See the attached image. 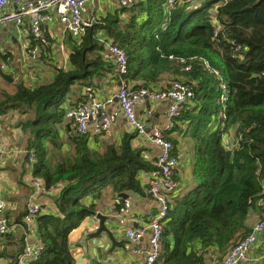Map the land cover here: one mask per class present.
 Here are the masks:
<instances>
[{
    "label": "trees",
    "instance_id": "obj_1",
    "mask_svg": "<svg viewBox=\"0 0 264 264\" xmlns=\"http://www.w3.org/2000/svg\"><path fill=\"white\" fill-rule=\"evenodd\" d=\"M166 1L136 0L82 26L71 32L76 39L70 40L69 69L55 68L36 87L17 82L13 91H0V115L33 112L18 121L27 136L23 163L28 165L33 150L32 178L58 189L54 206L49 211L39 206L34 219L41 253L30 264H72L64 259L70 254L68 234L95 214L102 192H141L139 173L155 169L156 161L145 160L131 143L136 131L125 133L118 148L98 152L89 144L90 134L74 128L72 155L56 154L62 145L56 126L69 109L64 101L71 98V86L92 91L109 73L134 90L181 81L194 93L164 130L174 147L170 133L181 126L189 133L194 185L169 203L160 264H204L209 248L228 251L249 233L247 215L264 201V0H176L172 6ZM104 35L125 50L127 75L120 77L107 59L98 40ZM28 42L30 51L44 44L30 31ZM225 136L231 138L229 148ZM25 212L14 222L27 229ZM16 237L17 250L7 264H18L25 246L24 235ZM169 238L172 248L165 243Z\"/></svg>",
    "mask_w": 264,
    "mask_h": 264
},
{
    "label": "crops",
    "instance_id": "obj_2",
    "mask_svg": "<svg viewBox=\"0 0 264 264\" xmlns=\"http://www.w3.org/2000/svg\"><path fill=\"white\" fill-rule=\"evenodd\" d=\"M121 7L122 5L119 0H87L82 10V16L85 20L90 21L92 25L100 17L105 16L107 13L112 14L116 9L119 10ZM42 29L44 44L30 51L28 50L29 25L27 21L20 26L13 23H4L2 25L0 33V67L4 73L9 74L13 78V81L10 83L14 84V86L17 82H23L29 87H36L47 83L51 79L55 68L69 69L70 40L76 39L75 34L71 33L74 31L66 29L62 23L55 19L45 22ZM103 39H105V35L98 40L103 43ZM7 53L9 54L6 56ZM107 59L111 60L108 57ZM1 80L8 82L2 78ZM3 82H0V91L4 89ZM120 82V78L115 73H109L95 81L98 88L90 91L95 97L110 100L108 102V112L111 118V125L109 131L106 133L98 132L94 129L88 131L90 134L89 144L92 150L94 148L98 152H103L107 146L118 148L123 135L134 131L128 126L118 102L114 101ZM154 88L157 89V86ZM71 89L70 100L64 101L65 103L63 102L66 110L77 103H81L79 102L81 96L85 94L87 100L88 93H90L89 91L85 93V89L81 90L76 85H72ZM170 104L171 101L168 99L156 101L152 104L136 105L134 108L136 118L143 124L144 133L142 135L137 134L131 143L134 147L141 150L144 159L150 163H154L157 160L159 149L149 140V135L152 130L164 127L165 116ZM148 110L150 113H147ZM33 116V112L22 114L19 111H9L0 119V149L10 152L6 156L7 158L12 155L5 164H0V198L5 201L4 214L9 222L12 221L10 223L12 224V228L8 233L0 236V264H7L11 261V253H14L18 246L16 236L22 234L24 235L25 244L29 243L38 246L39 240L34 232L36 223L33 221L30 225L27 224L26 229L24 224H16L14 222L20 213L26 209L30 202H35L49 211L54 206V198L57 197L58 189L55 188L51 190V193L46 195L35 193L30 183L33 162L35 161L34 156V160L30 161L28 159V165L23 163L26 153L25 138L27 136L22 132V127L18 121L32 118ZM56 127L62 144L60 151L56 152V154L58 155L63 151L64 154L69 152L72 155L74 149L69 141V136L74 134V127L71 124V120L65 116ZM180 128L169 135L175 137L177 141L174 148L179 160L178 167L175 170V178L179 184L177 189L170 193V201L194 185L191 174L193 156L191 139L189 133L184 131L185 127L181 126ZM23 141L24 143H21ZM47 147L51 154V145L48 144ZM16 149L21 150L23 154L15 153L14 150ZM30 153L34 155L33 150L29 151ZM24 168H26V172H23ZM139 179L142 185L141 192L125 190L121 192L127 196L120 197V192L106 189L96 201L95 213L99 212L106 216V225L114 232L116 246L113 252L110 254L106 252V255L102 254L100 248L96 244H93L92 241L94 239H88V233L95 231L97 226V220L94 218V215H91L86 217L79 226L72 229L68 234L69 262L72 264H117L122 261L143 262L145 253H138L136 249L147 247V235L138 242H132L126 235V231L131 228L146 227L149 221L148 218L151 213L157 210L158 203L147 192L150 179L149 172L141 171ZM125 199L129 201V206L124 212H120V202ZM260 217L259 208L254 207L250 209L244 223L246 231L249 232ZM166 242L172 248V239L169 238ZM226 251L212 246L206 251L204 264L219 263ZM240 264H264V233L258 238L247 260Z\"/></svg>",
    "mask_w": 264,
    "mask_h": 264
},
{
    "label": "built area",
    "instance_id": "obj_3",
    "mask_svg": "<svg viewBox=\"0 0 264 264\" xmlns=\"http://www.w3.org/2000/svg\"><path fill=\"white\" fill-rule=\"evenodd\" d=\"M87 0H0V33L4 23H13L20 26L25 21L28 22L29 31L36 38H43V24L50 20H57L66 29L77 33L82 26H90L91 22L82 16V10ZM176 0H167L166 4L172 6ZM180 1V0H177ZM123 7H129L136 0H119ZM103 47L106 57L110 58L115 65L116 73L122 77L128 73L127 55L123 48L113 44L110 39H103ZM185 69H188L186 67ZM90 92V91H89ZM117 102L123 113L128 126L142 135L144 133L143 124L134 113L136 105L152 104L156 101L170 100L171 104L165 116V125L161 129L152 130L149 140L159 149V154L155 163V169L149 172L150 179L147 192L153 200L158 203V208L149 216V221L144 228H131L126 231V235L132 242H138L147 235V247L136 249L138 253H145V258L141 263L129 261L118 262L117 264H160L162 252L161 235L164 222L167 220L169 210V195L178 187L175 178V170L179 160L174 154L172 142L165 137L164 132L170 130L174 119L179 116L183 104L193 98L194 93L188 84L181 81H172L168 87L152 90L147 88L131 89L122 80L117 91ZM95 97L91 92L83 103H78L66 111V118L72 121L75 131L79 134L89 133L90 129L106 133L111 125V118L108 112V102ZM147 113H150L148 110ZM3 115H0L2 119ZM165 130V131H164ZM231 138L225 136L223 143L225 147H230ZM10 152L0 149V164H4L6 156ZM33 154H29L32 161ZM31 187L37 194L46 195L51 193L50 188L39 179H30ZM129 206L127 199L120 202L119 211L124 212ZM5 201L0 198V236L8 233L12 224L4 215ZM261 217L252 226L247 235L235 243L221 258L217 264H240L247 260L249 253L254 249L258 238L264 233V201L259 202ZM39 205L30 202L26 207L23 216L25 224L33 223L39 214ZM41 250L38 246L25 244L18 264H30V261L38 257Z\"/></svg>",
    "mask_w": 264,
    "mask_h": 264
},
{
    "label": "water",
    "instance_id": "obj_4",
    "mask_svg": "<svg viewBox=\"0 0 264 264\" xmlns=\"http://www.w3.org/2000/svg\"><path fill=\"white\" fill-rule=\"evenodd\" d=\"M261 1V0H260ZM0 77L6 81L12 82L13 78L4 73V71L0 67ZM121 84V83H119ZM114 101H117V96L114 97ZM120 197H126L127 195L123 192L119 193ZM94 218L97 220V226L95 231L88 233V239H94L92 242L96 244L97 247L100 248V252L106 255V252L109 254L113 252L114 247L116 246V240L114 236L113 230L109 226L106 225L107 217L102 215L101 213H95ZM110 243V244H109ZM119 244V243H118ZM102 245V246H100ZM120 245V244H119ZM166 245V244H165ZM64 259L70 261V257L68 255L64 256Z\"/></svg>",
    "mask_w": 264,
    "mask_h": 264
},
{
    "label": "rangeland",
    "instance_id": "obj_5",
    "mask_svg": "<svg viewBox=\"0 0 264 264\" xmlns=\"http://www.w3.org/2000/svg\"><path fill=\"white\" fill-rule=\"evenodd\" d=\"M0 82L2 83L3 82V80H1V77H0ZM9 82V81H8ZM8 82H3L4 84H2L3 85V88H5L6 90H8V91H13L14 90V84H12V83H10L9 82V84H7ZM21 135V134H20ZM20 135H18V136H20ZM16 139H18L17 137H16ZM26 139V138H25ZM16 141V140H15ZM21 143H24V141L23 142H21ZM14 152L15 153H22V151L21 150H14ZM23 154V153H22ZM12 155H10L9 157H11ZM9 157L7 158L6 157V160H5V162H4V164L6 163V161L9 159Z\"/></svg>",
    "mask_w": 264,
    "mask_h": 264
},
{
    "label": "clouds",
    "instance_id": "obj_6",
    "mask_svg": "<svg viewBox=\"0 0 264 264\" xmlns=\"http://www.w3.org/2000/svg\"><path fill=\"white\" fill-rule=\"evenodd\" d=\"M105 39H106V36H105ZM108 39H110V38H108ZM111 40V39H110ZM120 81H122V79H120ZM121 83V82H120Z\"/></svg>",
    "mask_w": 264,
    "mask_h": 264
}]
</instances>
